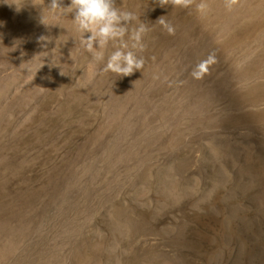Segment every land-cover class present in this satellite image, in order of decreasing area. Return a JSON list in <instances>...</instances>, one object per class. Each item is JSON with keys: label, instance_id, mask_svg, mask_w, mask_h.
I'll return each instance as SVG.
<instances>
[{"label": "rangeland", "instance_id": "rangeland-1", "mask_svg": "<svg viewBox=\"0 0 264 264\" xmlns=\"http://www.w3.org/2000/svg\"><path fill=\"white\" fill-rule=\"evenodd\" d=\"M200 2L116 0L148 29L120 76L127 36L96 63L73 13L0 0V264H264V0Z\"/></svg>", "mask_w": 264, "mask_h": 264}, {"label": "clouds", "instance_id": "clouds-1", "mask_svg": "<svg viewBox=\"0 0 264 264\" xmlns=\"http://www.w3.org/2000/svg\"><path fill=\"white\" fill-rule=\"evenodd\" d=\"M226 7L231 11L237 0H225ZM167 0H161V4ZM194 0H172V4L178 7L188 8ZM47 8L53 13L74 14V24L82 34L80 44L92 55L96 63H101L105 59V50L110 41L121 40L127 36L128 42H124L120 48L112 52L107 58L103 68L104 72H112L120 76H130L135 71H140L144 66V59L138 57L133 49L143 50V37L147 32V26L141 22L138 26H133V22L138 17L130 11H123L117 6L116 0H71L68 7L63 6V0H50ZM200 13L210 10L207 0H201L196 5ZM43 19V18H42ZM168 33L174 34V29L164 17L158 21ZM88 33L87 38L83 36ZM41 41H47L48 37L41 36ZM216 62L215 54L209 53L206 59L200 61L192 71V76L200 79L209 71L212 64Z\"/></svg>", "mask_w": 264, "mask_h": 264}]
</instances>
